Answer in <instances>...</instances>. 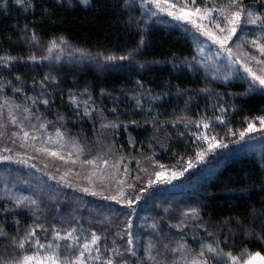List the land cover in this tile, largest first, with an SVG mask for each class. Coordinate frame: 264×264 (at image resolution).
<instances>
[{"label": "trees", "instance_id": "obj_1", "mask_svg": "<svg viewBox=\"0 0 264 264\" xmlns=\"http://www.w3.org/2000/svg\"><path fill=\"white\" fill-rule=\"evenodd\" d=\"M135 3L137 6L129 10L125 7V0H89L85 6L77 0H71V3L68 0H20L19 3L17 0H0V56L17 58L13 62L15 67L0 68V88H4L0 92V100L4 101L7 96L9 102L32 109L42 122H53L47 125L49 131L55 132L56 127L60 126L70 144L74 140L87 146H83L85 149L90 147L95 157L108 153L102 150L100 144L105 137L104 143L114 140L112 151L107 155L111 153L117 159L123 153L129 157L124 161L130 169L125 177L133 187L125 186L130 196H141L134 204L136 215L133 220L136 225L143 226L136 230L142 232L145 238L151 231L147 229V224L156 221L163 230H168V225L175 224L181 212L190 207L199 208L203 221L217 231L229 218L250 220L251 208L259 209L264 201V141L248 146L245 140L247 135L240 139L239 134L248 122L253 123L258 120L256 117L264 115V94L257 91L241 95L246 91L247 84L239 77L225 83L222 79L212 80L210 75L206 77L203 71L193 72L184 67L185 58L191 60L195 52L190 34L185 33L182 27L157 22L156 18L145 25L143 20L138 19L139 0H135ZM33 32L40 38L38 47L28 40ZM58 37H63L74 48L86 50L92 58H85L81 62L65 52L59 61L38 59L33 63L27 60L30 52L38 56L45 53L48 42ZM141 38L143 45H140ZM138 46L139 52L133 60H104L106 55H124ZM21 57L24 59L21 60ZM100 60L102 64H99ZM95 64L101 65L102 70H96ZM48 73L55 80L46 82L51 86H45L43 91L50 94L52 104L47 108L37 104L39 111H36L27 97H34L41 91L40 81ZM17 75L21 77L19 82L16 81ZM8 81H12V84H8ZM13 87H21L23 91L14 93ZM205 88L208 92L202 91ZM70 93L77 98L87 99L90 96V108L102 110V115L109 120L123 121L114 130L115 136L112 135L113 130L101 129L99 115L94 120L83 115L82 102L77 110L70 102ZM153 96L159 99H153ZM137 97L141 99L140 107L136 105ZM221 105L227 111H221ZM149 107L152 108L151 113L148 112ZM113 108L115 112L111 111ZM157 115L165 127L159 133H154L151 116ZM217 115L224 119V124L213 118L209 129H204L203 124L197 128L194 123H188L185 128L184 123L179 122L174 128L170 123L177 116H186L188 121L195 122ZM58 116L63 119L58 120ZM146 119L149 120L147 124ZM133 120L138 121L140 126L132 124ZM125 125L127 132L124 131ZM101 133L103 140L98 141ZM129 134L136 141L134 147L128 144ZM203 134L209 137L215 135L227 147L208 153L201 162L196 160L195 152L199 150L197 145L207 147L197 138ZM157 136L164 147L154 138ZM145 156H152L153 160H145ZM131 157L139 159L141 168H146L148 172L137 169ZM190 158L194 166L183 176L172 179L170 183L161 179L148 185V175L153 170L160 171L159 165H164L166 175L170 176L172 171L186 168ZM137 175L142 179L136 180ZM34 176L0 175V208L5 203L12 207L13 201L8 199L9 196H24L37 200L43 209L36 213L38 220L26 208H21L19 215L0 210V230L4 233L0 236V255L5 248L11 253L13 248L8 243L9 238L23 236L28 228L42 235L37 224H44L49 229L48 241L53 239V224L61 237H65L75 225L77 232L74 235L79 238L77 247L86 242L85 238L90 240L92 231L101 234L108 228V240L102 241L101 247L103 249L104 243L111 246L112 229L107 222H103L104 215H98L95 209L99 205L117 208L120 205L84 193L80 187H69L64 180H57L55 176ZM24 178L31 187L23 182ZM152 178L156 179L155 176ZM99 183L102 182H96L97 185ZM141 188L144 190L141 191ZM73 209L79 215V223L75 217L71 225L62 222L59 216L68 219ZM165 209H168L167 213ZM125 211L129 210L125 208ZM151 214L154 216L151 217ZM144 217L148 218L147 221ZM123 218L114 219L118 223ZM81 225L83 231L79 230ZM236 227L235 223L225 225L219 233L221 239L228 237V245H221L226 252L232 250L239 253L246 248L264 254V243L246 238L241 231H237L233 237L228 229ZM171 231L177 238L182 234L176 228ZM194 231L197 230L192 224L184 229L188 245L198 250L203 231L199 230L201 234L196 241L193 240ZM56 242L62 250L65 244L74 243L66 239ZM117 243L123 244V241L117 240Z\"/></svg>", "mask_w": 264, "mask_h": 264}, {"label": "snow or ice", "instance_id": "obj_2", "mask_svg": "<svg viewBox=\"0 0 264 264\" xmlns=\"http://www.w3.org/2000/svg\"><path fill=\"white\" fill-rule=\"evenodd\" d=\"M19 3L20 0H17ZM71 3V0H68ZM89 0H81V3L87 5ZM135 0H125V7L131 10L136 7ZM140 10L139 20H143L146 25L153 18H157V22L161 18V14H166L167 17H171L172 20L183 22L176 26L182 27L185 33L191 35V39L195 48V52L191 57V60L185 58L184 67L188 68L193 72L203 71L205 76H211L212 80L222 79L225 83L230 80H234L239 77L242 81L247 84L246 91L241 95H247L248 93H255L259 91L264 94V0H139L138 4ZM165 23H171V21H164ZM189 25L191 27H189ZM235 37V39H234ZM29 42L33 46H40L41 41L39 36L33 32L28 38ZM210 42V43H209ZM143 38L140 40V45H143ZM250 48H255L261 58H257L254 54L250 53ZM59 49V53L53 57L54 50ZM237 49L246 50V54L249 55V60H254L257 65L261 68L259 72L253 71V68L249 66L248 62H242L239 53L234 55ZM67 52L73 59L84 60L85 58H92L91 54L84 49L72 47L63 37L51 40L46 46V52L41 53L39 56L35 52H30L27 56V60L35 63L39 60H52L59 61L63 53ZM139 52V46L129 50L126 54L115 56L106 55L104 56L105 61H116V60H133L136 54ZM78 54V55H77ZM226 54V55H225ZM103 55V54H98ZM21 60L24 58L21 57ZM17 58L13 56H0V68L9 69L15 67L13 63ZM241 65L243 71L250 77V80L240 74L239 67ZM55 77L50 73L45 74L40 81L41 91L34 97H27L32 101L33 108L39 111L36 107L37 104H42L45 108L51 106L52 100L50 94L43 91L48 81H54ZM16 81H21L19 75L16 76ZM139 83V82H137ZM8 84H12V81H8ZM4 88H0V92H3ZM14 93H20L23 91L21 87H13ZM204 92H208V89H202ZM211 95V93H209ZM71 104L76 106L78 110L81 102L83 103V115L95 119L97 115L101 117L100 127L101 129L113 130L112 135L115 136V131L120 127L123 121L120 120H109L106 116L102 115V110L97 111L89 106L88 101L91 99L89 96L87 99L83 97L77 98L74 94H69ZM9 97H4V103L0 105V109L8 107L9 121L13 126L20 128L23 132V138L27 140L29 138V132L24 131L21 123L18 122L17 116L14 114V109L21 108V105L10 104ZM136 99V105L141 106V99ZM153 99H159V97L153 96ZM221 111H227L220 106ZM24 113L28 115L25 119H28L32 115V109L28 107L23 108ZM111 111L115 112L113 108ZM148 112H152V108H148ZM79 114V112H77ZM3 116L0 111V117ZM215 119L221 124H224V119L221 116H214L203 118L200 121H188L186 116H177L174 120L170 121L172 127H176L177 123H184V127H188V123H194L197 128L203 124L204 129L211 127V120ZM58 120H62V116H58ZM247 121V118H245ZM255 119L259 120L260 129H264V115L258 116ZM40 120V117H37ZM152 130L154 133H159L161 129L165 127L158 115L151 116ZM187 121V122H185ZM53 123L51 121H43L39 123L37 128L33 125V129L37 133L40 130H46L47 125ZM132 124L137 125L138 121H131ZM145 123H149V120H145ZM5 125L0 123V129H3ZM257 127L254 123L248 122L247 127L240 132V139L245 137L246 133L257 131ZM124 131L127 132V125L124 126ZM55 134L58 140L63 141L65 134L60 130V126L55 129ZM4 135L3 131H0V137ZM12 136H16L17 133L12 132ZM37 135H32L31 139L36 140ZM160 143L161 147H164L159 137H154ZM202 140L207 147L203 145H197L195 152V158L198 161L203 162L208 153L214 152L215 149L221 147H227V145L220 143L215 135L209 137L207 134H203L197 137ZM51 139V136H49ZM103 140V133L98 137V141ZM115 141L105 143L103 146L112 151V144ZM195 143V141H193ZM128 144L135 146L136 141L129 134ZM151 142L149 147H151ZM21 147H24L21 144ZM34 147V145H33ZM71 147L74 150L77 157L84 153V147L78 144L76 141H72ZM123 147V146H121ZM37 151L45 152L53 157H58L63 160L65 157L57 151H50L46 147H41ZM72 152H69V158H71ZM131 156V154H129ZM0 159H10V157H0ZM126 157L123 153L114 160L111 167L115 169L116 173L119 174L121 168L125 174L129 173L130 169L127 163H124ZM145 160L152 161V156H145ZM183 159V157H181ZM131 160H135L136 167L140 171L148 172L146 168H141L140 160L135 157H131ZM129 160V162H131ZM97 161H102L105 165H108V160L98 155L92 159H85L81 161L82 164L93 165L92 174L88 177L89 181L92 182V177L96 175L97 171H100V179L104 180L105 176L102 170H99ZM77 161L72 160L75 164ZM193 162L190 158L187 163V167H182L179 171H172L170 176L166 175L164 171V165H159L160 171H155L148 175L147 183L149 186L156 183L161 179H166L169 183L172 179H176L178 176H183L184 173L192 168ZM155 176V180L152 178ZM136 180L142 179L139 175L135 177ZM121 187L117 194L104 195L102 192L94 190V188L83 187L81 191L84 193H90L93 197L100 196L104 201H114L116 205L121 207H113L111 205H99L96 207L98 215H104V221L107 222L109 227L112 229V241L111 246L107 243L103 244L102 241L108 240L109 229L106 228L103 233L97 234V232H91L90 240L86 239V242L82 246L77 247L78 237L74 234L77 232V227L73 225L70 230L67 231L65 237L60 236V232L57 230L55 224L52 225V241H48L49 229L44 224H37L36 227L41 229V234H38L33 228L25 230L23 236L11 237L8 243L12 246L13 251L8 252L7 248L4 249L3 254L0 255V264H264V254L261 251H248L246 248H242L239 253H234L232 250L227 252L221 245H228V237L224 236L221 239L220 232L223 231L225 225L235 223L236 228H229L228 231L234 237L237 231L243 232L246 238H251L264 243V201L261 202V207L256 209L251 208L250 216L251 219L247 218H229L224 222V225L219 226V231L214 230L208 226V222L203 221L200 216V209L197 207H190L180 214V219L175 224H169L168 230H163L159 223L153 221L151 224H147V229H150L147 238L144 237L143 233L137 231L142 225H136L133 217L136 215V208L134 204L141 199L139 194L134 196H127L123 191V185L126 183L123 179H117L116 181ZM71 187V185H69ZM128 187H133L132 184H128ZM144 189L141 188V191ZM8 199L12 200V207L9 208L8 204L5 203L0 210L7 213H13L14 215L21 214L20 209L26 208L36 219L37 212H42L38 205L37 200L32 197L24 196H9ZM27 202V203H25ZM35 206V207H33ZM125 208L129 211H125ZM168 212V209H165ZM123 216L122 220L118 223L115 219ZM62 222H67L70 225L72 221L66 219L63 215L59 216ZM115 218V219H114ZM147 217L144 220L147 221ZM163 219V217L161 218ZM102 223V221H97ZM18 224L19 221H16ZM79 223V221H77ZM192 224L197 231L192 233L193 240L196 241L197 237L201 234L199 230L203 231V238L199 240V249L191 248L186 240L187 233L184 229L188 228ZM172 228H176L182 234L177 238L171 231ZM80 231H83V226H80ZM4 233L0 230V236ZM60 239L72 240L74 243L65 244L63 250L61 245L56 241ZM117 240L123 241V244H118ZM31 250V254H29ZM142 252V254H141ZM93 253H95L93 255Z\"/></svg>", "mask_w": 264, "mask_h": 264}, {"label": "rangeland", "instance_id": "obj_3", "mask_svg": "<svg viewBox=\"0 0 264 264\" xmlns=\"http://www.w3.org/2000/svg\"><path fill=\"white\" fill-rule=\"evenodd\" d=\"M77 1L81 3V0ZM173 2H176V0H173ZM81 4L85 6V4ZM165 20L171 21V23H165ZM159 21L169 25L183 23L172 20V18L167 17L166 14H161ZM189 27L191 26L189 25ZM56 51L57 52H53V57L59 53V49H56ZM237 52L239 53L242 62H248L249 66L253 68V71L259 72L261 66L257 65L254 60H249V55L246 54V50L237 49L234 52V55ZM250 53L254 54L257 58H261L255 48H250ZM78 61L82 62L83 60ZM100 62L101 63L99 64L103 63L102 60H100ZM99 64H95L94 68L101 71L102 66ZM235 67H239L240 74L247 77V74L243 71V67L241 65H236ZM247 78L250 80V77ZM3 103L4 101L0 100V105ZM9 103L13 104L11 102ZM0 111L3 113V116L0 117V123L5 125L3 129H0V131L4 132V135L0 137V157H10V159H0V175H35L34 178H36L37 175H42L44 177H46V175H52L55 176L57 180H64L68 185L80 187V190L83 187L94 188L96 191L102 192L104 195L117 194L121 187L116 182L117 179H123L126 181L125 184H128V178H126L125 175H129V173L125 174L120 171V173L117 174L115 169L111 167L115 159L112 157L111 153L110 156L107 155L110 151L103 146L105 144L104 141L106 142V137L100 144L103 148L102 150H107L105 152H108L103 156L104 159L108 160V165H105L102 161H97V165L99 170H102L107 178L101 180L99 178L100 171H97L96 175L92 177V182H90L88 177L92 174L94 166L81 163V161L85 159H92L95 157L93 152L89 149L90 147L87 149L84 148V153L77 157L70 142L66 139L63 141L58 140L55 132H51L48 128H46V130H40V132L37 133L32 126L36 125L38 128L39 123L42 122L41 120H37V117L39 116L36 115V112H32V115L28 119H25V116L28 114L24 113L23 107H21L19 109H14V114L17 116L18 122L22 124L24 131L29 132V138L25 140L23 138V132L20 131V128L13 126L10 123L8 117V107L5 106L3 109H0ZM253 123L256 125L258 130L246 133L247 136L245 140L248 141V146L253 142L260 143L264 141V129H260L259 120ZM12 132L17 133V135L12 136ZM34 134L38 136L36 140L31 139V136ZM49 136H51V139H49ZM21 144H23L24 147H21ZM83 146L85 145L83 144ZM41 147H46L50 151H57L63 155L65 159L61 160L58 157H53L45 152L37 151V149ZM69 152H72L71 158H69ZM72 160H76L77 162L73 164ZM23 182L27 186L31 187L27 178H24ZM96 182L102 183L97 185ZM125 184L123 185V191L127 196H130L131 194L128 193L129 191L126 189ZM152 210L154 211V208H152ZM68 216V219L70 220H73L75 217V221H79V215L75 209L71 210ZM153 216L154 215L151 214V217Z\"/></svg>", "mask_w": 264, "mask_h": 264}]
</instances>
